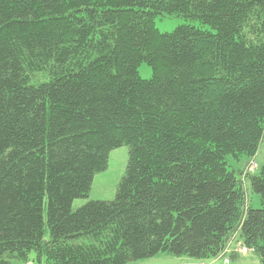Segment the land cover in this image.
<instances>
[{"label": "trees", "instance_id": "obj_1", "mask_svg": "<svg viewBox=\"0 0 264 264\" xmlns=\"http://www.w3.org/2000/svg\"><path fill=\"white\" fill-rule=\"evenodd\" d=\"M263 138L264 0H0V264L210 263L235 235L264 264V164L229 169ZM123 145L116 197L74 210Z\"/></svg>", "mask_w": 264, "mask_h": 264}, {"label": "rangeland", "instance_id": "obj_2", "mask_svg": "<svg viewBox=\"0 0 264 264\" xmlns=\"http://www.w3.org/2000/svg\"><path fill=\"white\" fill-rule=\"evenodd\" d=\"M157 28L162 32H172L179 25L187 23V20L182 16H166L156 17L155 19ZM139 73L142 78L148 79L152 77V67L143 62L139 67ZM129 160V147L127 145L120 146L110 151L107 169L95 174L91 190L87 198H77L72 204V208L77 210L90 200H113L116 197L118 185L123 178ZM252 161H257L258 167L252 173H259L262 165L264 164V138L260 145L259 151L255 159L249 161L247 156L240 160L229 157L230 170H243L249 171V166ZM250 172V171H249ZM250 205L254 208L261 207L260 195L256 194L250 189ZM35 254H33L34 256ZM192 259L187 256H175L169 253H161L151 258H145L133 261L130 264H191ZM36 264H39L36 262ZM221 264V261L216 263ZM235 264H262L258 256L248 253L241 255Z\"/></svg>", "mask_w": 264, "mask_h": 264}, {"label": "built area", "instance_id": "obj_3", "mask_svg": "<svg viewBox=\"0 0 264 264\" xmlns=\"http://www.w3.org/2000/svg\"><path fill=\"white\" fill-rule=\"evenodd\" d=\"M256 167H257V162L252 161L249 166V171H254ZM235 238H236V235L232 237V239L228 243V246L225 248L223 253L217 259L211 261L210 263H201V264H216L220 261H221V264H231L229 257H226V255L230 254L232 251H235L241 255H247L251 250L241 245V242H238V244H235V242H237Z\"/></svg>", "mask_w": 264, "mask_h": 264}]
</instances>
